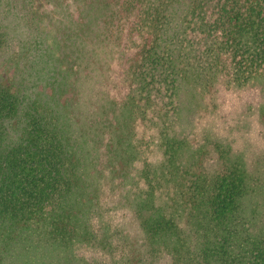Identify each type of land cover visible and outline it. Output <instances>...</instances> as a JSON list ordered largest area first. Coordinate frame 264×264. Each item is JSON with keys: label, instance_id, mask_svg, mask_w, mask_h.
Here are the masks:
<instances>
[{"label": "trees", "instance_id": "1", "mask_svg": "<svg viewBox=\"0 0 264 264\" xmlns=\"http://www.w3.org/2000/svg\"><path fill=\"white\" fill-rule=\"evenodd\" d=\"M253 84L264 0H0V264H264Z\"/></svg>", "mask_w": 264, "mask_h": 264}, {"label": "rangeland", "instance_id": "2", "mask_svg": "<svg viewBox=\"0 0 264 264\" xmlns=\"http://www.w3.org/2000/svg\"><path fill=\"white\" fill-rule=\"evenodd\" d=\"M259 108H264L263 84H253L234 91L227 97L226 109L230 113L231 123H237L240 131L242 130V133L234 136L236 143L241 147L251 148L258 154H264V123H258Z\"/></svg>", "mask_w": 264, "mask_h": 264}]
</instances>
